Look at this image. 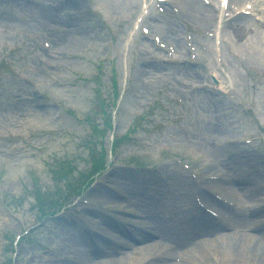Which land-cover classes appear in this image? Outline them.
Instances as JSON below:
<instances>
[{"label": "rangeland", "instance_id": "rangeland-1", "mask_svg": "<svg viewBox=\"0 0 264 264\" xmlns=\"http://www.w3.org/2000/svg\"><path fill=\"white\" fill-rule=\"evenodd\" d=\"M44 1L49 5L0 0V60L14 70L0 65V264H46L68 256L76 242L58 221L81 215L89 220L79 218L81 225L93 229L100 219L95 216L108 206L96 205V186L121 189L128 183L130 196L159 193L145 200L168 205V193L180 188L193 202L196 183H208L222 165L233 168L228 179H264V74L234 45L230 9L245 4L248 23L262 17L264 4L226 0L225 8L219 0H192L197 6L190 11L187 4L178 7V0L166 9L151 0L142 12V0ZM256 35L264 42L263 34ZM249 36L244 32L243 41L252 44ZM94 80L102 98L111 99L113 80L119 85L112 130L95 127L104 108ZM215 87L224 92L215 94ZM106 110L117 111L112 100ZM141 114H147V124L133 129ZM114 136L119 141L112 154ZM93 139L106 148L108 167L91 178ZM247 139L253 142L237 144ZM241 187L246 201L249 188ZM42 196L47 205L38 211ZM112 205L116 211L109 213L146 225L144 218L124 214L137 213V205L122 198ZM92 206L95 212L83 211ZM55 209L41 219L42 211Z\"/></svg>", "mask_w": 264, "mask_h": 264}, {"label": "bare ground", "instance_id": "bare-ground-1", "mask_svg": "<svg viewBox=\"0 0 264 264\" xmlns=\"http://www.w3.org/2000/svg\"><path fill=\"white\" fill-rule=\"evenodd\" d=\"M187 1L191 2L192 0ZM257 1L258 0H254V3H257ZM195 2L200 3L199 0H195ZM202 9L206 13L212 11L211 8L207 7H202ZM246 19L247 15H239L233 18L234 30L232 33L234 36V45L239 46L240 49L238 50L240 52L242 50V53L245 54L248 59H252L258 63L261 67L262 73L264 74V42H261V39H255L257 37V33L264 35V11L262 12V17L258 21H250L245 23L247 22L245 21ZM239 25H241L240 28L238 27ZM240 32L242 34L241 36H239ZM244 32L250 35L247 40L252 42V44L243 41L244 39L242 37L244 36ZM250 50L254 52V54ZM259 181L261 182L260 179H257V174H255L248 181H246L244 177L236 178V183L234 185H230L225 182H219L209 183V187L211 189L217 190L219 195L230 194L236 196L241 202L243 190L240 186L246 185L249 188L247 189L249 191V195L248 201H243V203L245 205H252V202L256 201L257 196L263 193V190L259 186ZM182 189L183 188L179 189L180 194H183V197L179 200V206H185L187 204L185 198L190 195L187 189L186 191H183ZM93 190L96 194V199L98 202L105 205L114 203L120 195V192L113 191V189H109L104 185L96 186ZM261 203H264V200ZM83 210L88 213L91 212V210L88 208H84ZM182 211L183 210L179 212ZM179 212L174 214V217L170 222L158 218H154L153 221H151L149 227L150 230L156 234H160L158 239L164 241V243L160 245L159 248H156V246L154 248L152 247L151 252H149V247L147 246V243H145L147 237L142 236L139 239V242L135 240L136 243H132L123 239L118 240L113 244L110 243L111 240H109V242L105 241L108 245V248L110 249L108 251L100 249L99 247L88 248L87 250H84L80 249L78 247L79 244H77L78 246L74 247V251H71L75 257H60L57 255L55 259H47L48 264H264V250L261 249L262 243L264 242V206L262 209L259 207L255 209L252 206L247 209L246 207L244 208V205L239 207L236 213L242 217V223H238V227L243 229L241 234L237 233L236 231L226 232V230H222V226L218 223L216 228L221 230L220 232L223 233L221 236L216 238L210 237L201 239L191 243L186 248H183L181 244H186L187 242L181 239H175L177 232L174 227L181 228L183 230L181 232H188L187 229L194 230L193 225L195 224L196 226V220L194 214L192 213L188 214L187 211H183L185 214H182V216ZM73 217L75 216L64 215L60 217L58 222L62 226L72 229V231L76 233L72 239L74 242H83L86 239V231L84 227L81 226L80 222L74 220ZM161 220L163 222L160 223L159 221ZM185 222H188V224L185 225ZM211 223L215 224V220L212 219ZM163 224L164 227H167V230L163 228ZM239 224H241V226ZM98 225L114 227V224L111 223L107 217H104L102 221L98 223ZM184 225L186 226L185 228L182 227ZM75 227L77 229H75ZM82 228L85 232H82ZM104 230L106 232L109 231L108 229ZM206 230L207 229L205 228L201 231V233L207 234ZM258 234L260 237L259 241L256 238L258 237ZM93 235L94 234H89L87 236L88 239L91 240ZM190 235L199 236L193 232H191ZM165 241H169L168 243L171 241L175 246L170 245V247ZM82 242L80 245L82 244L83 246L84 244ZM84 242H86V240ZM87 246L90 245L88 244ZM168 247H170V251L174 252L175 254L176 249L181 251L179 263H176L172 259L173 256L175 257V254L171 256L168 252H164V250H166ZM119 251L124 254V256L121 258L115 256L117 254L116 252ZM162 252L164 253L162 254Z\"/></svg>", "mask_w": 264, "mask_h": 264}, {"label": "trees", "instance_id": "trees-1", "mask_svg": "<svg viewBox=\"0 0 264 264\" xmlns=\"http://www.w3.org/2000/svg\"><path fill=\"white\" fill-rule=\"evenodd\" d=\"M42 199H43V200H41V201H43L42 203H45V201H46V198H44V197H43Z\"/></svg>", "mask_w": 264, "mask_h": 264}]
</instances>
